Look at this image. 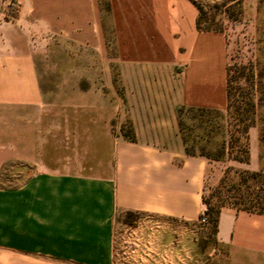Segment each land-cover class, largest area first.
<instances>
[{"label": "crops", "instance_id": "crops-1", "mask_svg": "<svg viewBox=\"0 0 264 264\" xmlns=\"http://www.w3.org/2000/svg\"><path fill=\"white\" fill-rule=\"evenodd\" d=\"M103 1L17 0L0 20V264H264V210L200 220L218 164L262 169L258 127L248 163L215 160L186 152L178 114L228 109V35L199 31L192 0ZM56 41L80 58L59 82L39 62Z\"/></svg>", "mask_w": 264, "mask_h": 264}, {"label": "rangeland", "instance_id": "rangeland-1", "mask_svg": "<svg viewBox=\"0 0 264 264\" xmlns=\"http://www.w3.org/2000/svg\"><path fill=\"white\" fill-rule=\"evenodd\" d=\"M194 4L205 10L209 22L214 27L222 28L228 35L229 41V78L231 80L232 97L226 111H198L186 110L182 114L184 132L188 144L197 153L209 154L214 157L223 146L228 147L234 160L248 163L250 159V134L244 130L245 123L255 117L259 138L261 132L260 120L264 122V106L259 108V71L264 70V0H192ZM108 1L101 2V7L108 12ZM17 0H0V20L7 15L13 16L18 11ZM230 9L234 14L230 19L225 10ZM9 13V14H7ZM110 19L106 18L105 33L107 39L112 38ZM109 43V49L112 47ZM79 48L73 45V49ZM68 46L62 42H52L44 46L39 58L40 65L48 71L50 79L59 82L65 78L66 70L71 66L79 65V57H71ZM56 68V69H55ZM50 71V72H49ZM264 83V75L261 80ZM51 88L46 90V96L64 97L65 90ZM254 103L256 112L250 109ZM249 109V110H247ZM260 172L243 170L228 164H218L222 175L217 187L208 189L206 199L214 205L233 203L245 208L264 210V144L259 141ZM233 147V148H232ZM223 156L220 159H224ZM31 171H25V175ZM17 174L16 168L12 171H3L4 180L13 179ZM18 183L20 181H6ZM139 221L136 214H124L118 217L116 225L120 223L135 225ZM206 223V222H205ZM203 224V223H202ZM208 226V225H207ZM209 227V226H208Z\"/></svg>", "mask_w": 264, "mask_h": 264}, {"label": "trees", "instance_id": "trees-1", "mask_svg": "<svg viewBox=\"0 0 264 264\" xmlns=\"http://www.w3.org/2000/svg\"><path fill=\"white\" fill-rule=\"evenodd\" d=\"M196 7L198 8V11H199V15H198V19H197V28H198L199 31L222 32V28L214 27L211 23H208L209 22V17H207V15L205 13V10L202 7L197 6V5H196ZM225 12H226V14L228 15V17L230 19H233L234 14L230 12V9H226ZM263 75H264V70L260 69L259 74H258V76H259V84H260V86H259V88H260L259 89L260 97L258 98L259 99V101H258L259 105H258L257 108H259L261 106H264V83L261 81ZM230 82H231V80H230V78H228L229 105H230V101H231V97H232V87H231V83ZM250 109L253 112H256V106H255L254 103H252L250 105ZM247 110H249V109H247ZM184 111H186V110L183 109V108L179 109L178 114H179L180 117H182V114H183ZM190 111H192V110H190ZM198 111H207V110L198 109ZM260 120L262 121L261 132H260V141H261L262 144H264V122H263V118H261ZM255 124H256V120H255V117H253V118L249 119V121H247L245 123L244 130L248 131ZM180 125H181V129H182V132H183V139H184V142L186 144V152L188 154H190V155H195L197 152L192 147H190L189 144H188V138H187V136H186V134L184 132V126H183L182 121H180ZM199 154L204 156V157H207V158L210 157L209 154L205 153L204 151L203 152H199ZM225 155H226V147L223 146L221 149H219V151L217 152V154L214 157L212 156V159L217 160V159L222 158ZM203 201H204V204H205V207H206V209H205L206 224L209 226L211 232L215 234L218 231V222H219V216H220V208H221V206L223 204H225V202L221 203L219 205H214L209 200H207L206 197H204ZM244 209L251 210L252 208L245 207ZM258 211L262 212L263 210L259 209Z\"/></svg>", "mask_w": 264, "mask_h": 264}, {"label": "built area", "instance_id": "built-area-1", "mask_svg": "<svg viewBox=\"0 0 264 264\" xmlns=\"http://www.w3.org/2000/svg\"><path fill=\"white\" fill-rule=\"evenodd\" d=\"M200 220H201L202 223H205L206 222L205 211L202 213Z\"/></svg>", "mask_w": 264, "mask_h": 264}]
</instances>
